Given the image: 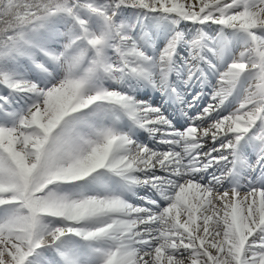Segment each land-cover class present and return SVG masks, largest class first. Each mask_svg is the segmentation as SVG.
Here are the masks:
<instances>
[{"label": "snow or ice", "instance_id": "6c2138e0", "mask_svg": "<svg viewBox=\"0 0 264 264\" xmlns=\"http://www.w3.org/2000/svg\"><path fill=\"white\" fill-rule=\"evenodd\" d=\"M0 264H264V0H0Z\"/></svg>", "mask_w": 264, "mask_h": 264}]
</instances>
